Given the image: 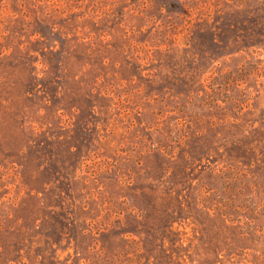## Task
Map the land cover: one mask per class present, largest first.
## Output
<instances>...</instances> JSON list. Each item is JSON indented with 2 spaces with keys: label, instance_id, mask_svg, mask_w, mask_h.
<instances>
[{
  "label": "rangeland",
  "instance_id": "rangeland-1",
  "mask_svg": "<svg viewBox=\"0 0 264 264\" xmlns=\"http://www.w3.org/2000/svg\"><path fill=\"white\" fill-rule=\"evenodd\" d=\"M0 264H264V0H0Z\"/></svg>",
  "mask_w": 264,
  "mask_h": 264
}]
</instances>
